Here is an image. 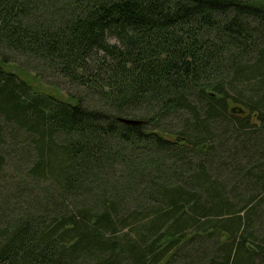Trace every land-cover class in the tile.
Instances as JSON below:
<instances>
[{
    "label": "trees",
    "instance_id": "obj_1",
    "mask_svg": "<svg viewBox=\"0 0 264 264\" xmlns=\"http://www.w3.org/2000/svg\"><path fill=\"white\" fill-rule=\"evenodd\" d=\"M0 264H264V0H0Z\"/></svg>",
    "mask_w": 264,
    "mask_h": 264
},
{
    "label": "water",
    "instance_id": "obj_2",
    "mask_svg": "<svg viewBox=\"0 0 264 264\" xmlns=\"http://www.w3.org/2000/svg\"><path fill=\"white\" fill-rule=\"evenodd\" d=\"M122 120L124 122H127V123H133V124H136V123H140L142 122L141 120L139 119H134V118H122Z\"/></svg>",
    "mask_w": 264,
    "mask_h": 264
},
{
    "label": "rangeland",
    "instance_id": "obj_3",
    "mask_svg": "<svg viewBox=\"0 0 264 264\" xmlns=\"http://www.w3.org/2000/svg\"><path fill=\"white\" fill-rule=\"evenodd\" d=\"M68 87V86H67Z\"/></svg>",
    "mask_w": 264,
    "mask_h": 264
}]
</instances>
